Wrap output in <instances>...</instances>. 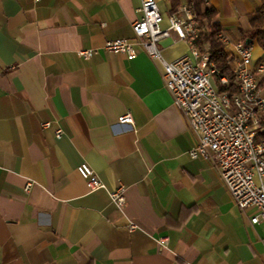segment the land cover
Returning a JSON list of instances; mask_svg holds the SVG:
<instances>
[{"label": "crops", "instance_id": "1", "mask_svg": "<svg viewBox=\"0 0 264 264\" xmlns=\"http://www.w3.org/2000/svg\"><path fill=\"white\" fill-rule=\"evenodd\" d=\"M157 2L166 29L170 0ZM261 3L203 0L226 53ZM139 6L0 0V264H264V221L251 224L255 208L241 212L214 163L188 154L195 136L160 64L133 38ZM118 38L132 42L134 58L103 49ZM251 45L253 63H264V46ZM158 48L166 61L192 55L174 31ZM127 112L132 124L119 123ZM81 162L104 189L88 190ZM119 185L122 213L109 196Z\"/></svg>", "mask_w": 264, "mask_h": 264}, {"label": "built area", "instance_id": "2", "mask_svg": "<svg viewBox=\"0 0 264 264\" xmlns=\"http://www.w3.org/2000/svg\"><path fill=\"white\" fill-rule=\"evenodd\" d=\"M139 11V18L131 24L133 38L151 60L160 64L163 85L195 136L189 156L211 160L234 205L241 212L255 208L256 214L249 219L251 224L264 221V139L261 137L264 130V63H253L251 44L243 40L234 42L230 56L237 90L234 93L219 91L214 83L216 69L209 62L207 48L195 45L199 35L208 28L196 21L192 6L183 3L169 13L166 29L160 27L162 15L157 0H140ZM170 31L189 43L191 56L182 55L172 61L162 57L158 43L169 36ZM217 38L224 45L229 42L220 32ZM103 49L124 54L128 59L135 57L132 42L127 38L106 40ZM95 52L94 49H81L78 54L89 58ZM218 80L220 84L227 83L224 76ZM117 121L133 122L129 112L118 116ZM48 125L49 122L42 123V126ZM61 136L62 131L56 129L55 137ZM76 172L90 192L105 188L86 162L77 165ZM31 185L27 182L24 189L28 191ZM124 190V186L119 185L109 192L115 208L121 213L126 202ZM136 228L134 222H129V231ZM166 243V237L158 239L160 246L165 247Z\"/></svg>", "mask_w": 264, "mask_h": 264}, {"label": "trees", "instance_id": "3", "mask_svg": "<svg viewBox=\"0 0 264 264\" xmlns=\"http://www.w3.org/2000/svg\"><path fill=\"white\" fill-rule=\"evenodd\" d=\"M186 3L191 5L196 13V21L202 25L204 21L208 22V31L200 34L195 41V45L203 49L207 45V52L209 62H211L215 69L216 74L214 76V83L219 91H227L228 93H234L237 90L235 83V74L231 69V56L224 50V44L218 40L217 35L220 32V26L217 22H213L212 19L215 15V10L212 7L201 8L203 0H186ZM180 5V0H170L169 12H175ZM250 28L244 34V41L246 39L256 40L257 44L264 46V0H262L261 6L255 11L252 17L249 19ZM226 77L227 83L220 84L219 77ZM262 81L264 82V76ZM261 137L264 139V130L261 132Z\"/></svg>", "mask_w": 264, "mask_h": 264}, {"label": "water", "instance_id": "4", "mask_svg": "<svg viewBox=\"0 0 264 264\" xmlns=\"http://www.w3.org/2000/svg\"><path fill=\"white\" fill-rule=\"evenodd\" d=\"M244 42H245L246 44H249V43H250V40H249V39H246Z\"/></svg>", "mask_w": 264, "mask_h": 264}, {"label": "rangeland", "instance_id": "5", "mask_svg": "<svg viewBox=\"0 0 264 264\" xmlns=\"http://www.w3.org/2000/svg\"><path fill=\"white\" fill-rule=\"evenodd\" d=\"M213 83V82H212ZM214 84V83H213Z\"/></svg>", "mask_w": 264, "mask_h": 264}]
</instances>
